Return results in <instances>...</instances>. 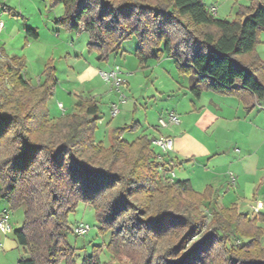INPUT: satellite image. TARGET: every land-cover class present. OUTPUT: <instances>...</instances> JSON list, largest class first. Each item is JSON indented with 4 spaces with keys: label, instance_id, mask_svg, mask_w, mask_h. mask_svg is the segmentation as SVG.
<instances>
[{
    "label": "trees",
    "instance_id": "16d2710c",
    "mask_svg": "<svg viewBox=\"0 0 264 264\" xmlns=\"http://www.w3.org/2000/svg\"><path fill=\"white\" fill-rule=\"evenodd\" d=\"M50 1L64 10L58 26L79 31L83 25L98 61L106 62L135 35L140 66L175 56L196 98L212 91L246 104L264 99V62L255 58L264 0H253L233 21L216 17L202 0ZM25 34L38 38L35 28ZM0 56V198L24 211L12 234L27 257L16 264H103L97 250L78 263L67 242V216L79 201L93 207L100 232H110L111 264H264V213L221 208L207 221L200 206L211 192L194 191L188 179L164 175L162 183L160 170L171 172L172 160L159 159L153 138L124 140L133 128L125 125L111 130L107 145L96 142L97 101L79 96L73 112L50 117L54 70L46 66L33 86L20 58L1 49Z\"/></svg>",
    "mask_w": 264,
    "mask_h": 264
},
{
    "label": "rangeland",
    "instance_id": "374dc122",
    "mask_svg": "<svg viewBox=\"0 0 264 264\" xmlns=\"http://www.w3.org/2000/svg\"><path fill=\"white\" fill-rule=\"evenodd\" d=\"M252 1L202 0L206 8L213 6L216 9L218 18L230 21L235 20L240 10L249 6ZM63 13L62 4L52 5L50 0H0V21L3 23L0 29V49L4 50V55L16 56L22 60V74L33 86L38 85V79H44L41 73L46 66L55 68L56 81L53 89L57 90V96L52 94L51 101L46 105L51 114L59 112L55 104L57 100L67 109L76 96H93L101 109V120H112L114 126H121L124 121L132 126L133 121L139 120L149 139L169 135L175 145L178 138L176 146L179 152L172 154L171 162L174 173L166 174L161 169V182L167 181L164 175L174 181L189 179L194 191L211 192V198L200 206L207 221L212 220L213 212H218L221 208L233 209L250 216L255 214L252 207L256 202L264 203V99L246 104L235 94L203 91L197 101L189 90L192 78L177 69L178 61L175 56L163 55L159 60H149L147 67L140 66L135 56V35L123 39L119 53L110 55L107 60L109 64L120 67L122 77L127 81V87L120 89L125 97L120 99V92L110 82L98 76L106 62L96 60L95 53L88 51L87 33L67 31L55 23V19ZM26 28H35L39 33L38 38L26 39ZM255 55L258 62H264V32L255 45ZM0 58L3 59V56ZM99 86L109 95L105 96L106 94L96 90ZM192 100H195L194 103L198 102L195 110ZM213 101L221 107L218 113L222 118L217 123L202 128L195 120L197 116L191 112L201 113L204 108L208 112L213 111ZM112 104L118 107V113L113 117L110 115ZM171 113L178 115L179 124L159 127V134H153L155 130L152 126L157 124V120L167 119ZM104 125L105 123L97 124L94 138L108 143L111 135L107 137ZM132 131H136L134 125L132 129L125 131L127 141L133 139L128 135ZM150 146L155 153L160 154L157 147ZM223 147L229 151L222 152ZM247 149H252L253 153L248 154ZM253 183L254 188L251 187ZM9 206L6 199L0 198V209L7 207L9 210L12 230L19 229L24 219L23 208ZM260 212L264 213V207ZM67 223L72 230L67 235V242L75 248L78 263L85 254H90L93 250H97L103 264L112 263V256L107 248L111 234L109 231L100 232L91 205L79 201L68 214ZM79 223L90 227L87 234L78 236L73 233L74 226ZM208 226L209 224L202 234L209 231ZM228 227L232 230L230 233H233L235 224L229 223ZM218 235H222L219 230ZM9 236L12 237L13 234ZM229 243L233 241L226 240V245L229 246ZM16 245L17 249H8L7 246L5 251L15 254L17 258L27 257L23 247L17 243ZM123 260L127 262V259ZM60 264L65 263L62 261Z\"/></svg>",
    "mask_w": 264,
    "mask_h": 264
},
{
    "label": "crops",
    "instance_id": "0c3cea01",
    "mask_svg": "<svg viewBox=\"0 0 264 264\" xmlns=\"http://www.w3.org/2000/svg\"><path fill=\"white\" fill-rule=\"evenodd\" d=\"M209 10H210V12H211V10L212 9H214L215 11H214V15L216 16V14H215V12H216V9L213 7V6H211L210 8H208ZM217 17V16H216ZM68 31V30H67ZM75 32H86V31H84V30H81V31H75ZM37 33H38V31H37ZM87 33V32H86ZM38 36H39V33H38ZM88 39H89V36H88V33H87V42H88ZM29 41H31V39H28ZM72 45H73V43H72ZM119 53V52H118ZM118 53H114V54H118ZM67 55H69L70 53H66ZM112 55V54H111ZM113 66V64L111 65V64H109V62L108 61H106V63H105V68H101V69H104V70H107V69H109V68H111ZM144 67H147V63H146V65L144 66ZM70 68H73L74 69V67H70ZM53 70H54V78H55V75H56V71H55V68H53ZM98 76H99V74H98ZM100 77V76H99ZM102 79V78H101ZM40 79H38L37 80V82H38V84L40 83ZM55 81H56V78H55ZM127 82V81H126ZM55 86V85H54ZM54 88V87H53ZM101 88V89H100ZM96 90H100L101 91V93L103 92L104 94H106L105 96H108L109 94L107 93V92H105V91H103V89H102V87H97L96 88ZM56 91V92H55ZM99 91V92H100ZM55 93V97L57 96V90H54V89H52V92H51V95L50 96H52V94H54ZM200 96H201V94H200ZM200 96L197 98V101H199V99H200ZM79 97V95L78 96H76V99H74L72 102H70L69 104H68V108L67 109H64L65 108V105L61 102V101H59V100H57V102L55 103L56 104V109L59 111L57 114H55V115H53V114H51V111H50V108H48V113H49V116L50 117H58L59 115H61V114H63V113H70V112H73L74 111V104H75V102H76V100H77V98ZM82 97H89V98H92V99H94L95 101H97V99L96 98H94L93 96H82ZM51 101V98L49 97L48 98V100H47V102H46V105H48V103ZM194 101L195 100H192L191 102H192V105L194 106L193 107V109L195 110L196 108H197V106H198V102H196V103H194ZM58 103H61L62 104V107H63V109H62V111H61V109L58 107ZM98 103V102H97ZM212 104L214 105V107L212 108L213 109V111H207V109L206 108H204L202 111H201V113H199V112H191V114H195L197 117H196V122H197V124L199 125V126H201L202 128H207V127H209L210 125H212V124H215V123H217L222 117H220V114L218 113V112H220L219 110H221V107H219L218 106V104H216L214 101L212 102ZM100 108V107H99ZM193 110V111H194ZM100 113H101V109H100ZM99 123H105V125H104V129H105V131H106V134H107V137L109 138V136L111 135V130L112 129H114V128H117V127H122V126H125V125H128L127 123H125V121H124V123L121 125V126H114L113 125V123H112V120H101V118H100V120L98 121V123L97 124H99ZM133 125H134V127L136 128V131H132V132H129L128 133V135H130L133 139H135V138H137V137H139V136H142V135H148L147 133H146V131L144 130L145 129V127H143L141 124H140V121L139 120H136V121H133ZM153 127V129L155 130V132L153 133V134H159V131H158V129H159V125H158V120H157V124L156 125H153L152 126ZM185 133V132H184ZM183 136V135H182ZM122 139H124V140H126L125 139V132L122 134ZM167 137H170L171 138V136H169V135H167ZM154 138V137H153ZM132 139V140H133ZM172 139V138H171ZM177 139L178 138H176V144L174 145V141L172 140V150L170 151V152H168V154H167V156L165 157V160H172V154H175V153H177V152H179V149L177 148ZM131 140V141H132ZM96 141V140H95ZM100 141V140H99ZM96 142H98V141H96ZM102 142V141H101ZM105 145H107L108 143H104ZM221 150H222V152H223V150L225 151V152H228L229 150L227 149V148H221ZM248 151V154H252L253 152H252V149H247ZM220 152V151H219ZM227 154H229V153H227ZM171 173L173 174L174 172H173V170L171 171ZM224 177H226V175H223ZM189 180V179H188ZM264 181V180H263ZM234 182H235V180H234ZM251 185V184H250ZM249 184H248V186H250ZM251 187H255V184L253 183L252 184V186ZM262 187H264V182H263V184H262ZM253 188H251L252 190H253ZM250 195V194H249ZM254 197V196H253ZM254 200H256V199H254ZM257 202H261L262 203V208L264 207V203H263V201H257ZM262 208L259 210V211H261L262 210ZM8 210V208L7 207H4V208H1L0 209V211L1 210ZM9 211V210H8ZM15 230V229H14ZM16 239H15V237L14 236H9V235H6V236H2V235H0V264H16V261L18 260V258L17 257H15V254L13 255H11V254H9L7 251H5V248L8 246V249H17V245H16ZM18 256V255H17ZM17 258V259H16Z\"/></svg>",
    "mask_w": 264,
    "mask_h": 264
},
{
    "label": "built area",
    "instance_id": "2783aa9c",
    "mask_svg": "<svg viewBox=\"0 0 264 264\" xmlns=\"http://www.w3.org/2000/svg\"><path fill=\"white\" fill-rule=\"evenodd\" d=\"M211 12L214 14V10L212 9ZM3 23L0 21V29L2 28ZM84 30V27L82 24H80V30ZM99 76L107 81L110 82L119 92V98L123 99L125 95L120 91L121 88L127 87V82L122 77V74L120 72V67L118 65H113L111 68L104 70H99ZM58 107L62 110V104L58 103ZM118 113V107L115 104L111 105V116H115ZM180 119L177 114L171 113L168 115L167 119L159 118L158 125L160 127H167L169 125H177L179 124ZM151 145L157 147L160 150L159 159L163 155H167L169 151L172 150V139L170 137H164V138H153L151 140ZM172 174V173H171ZM173 175V174H172ZM171 180V179H170ZM261 202H256L255 206L252 207V212L256 213L262 208ZM90 227L87 224L79 223L76 224L73 228V233H75L78 236L85 235L89 232ZM13 232L12 227L10 225L9 221V212L8 210H1L0 211V235L6 236Z\"/></svg>",
    "mask_w": 264,
    "mask_h": 264
}]
</instances>
